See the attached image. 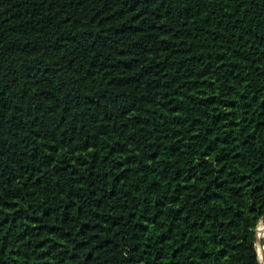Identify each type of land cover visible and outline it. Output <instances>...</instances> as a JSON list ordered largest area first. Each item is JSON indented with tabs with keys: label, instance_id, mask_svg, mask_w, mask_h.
Listing matches in <instances>:
<instances>
[{
	"label": "trees",
	"instance_id": "1",
	"mask_svg": "<svg viewBox=\"0 0 264 264\" xmlns=\"http://www.w3.org/2000/svg\"><path fill=\"white\" fill-rule=\"evenodd\" d=\"M264 0H0V264H262Z\"/></svg>",
	"mask_w": 264,
	"mask_h": 264
},
{
	"label": "rangeland",
	"instance_id": "2",
	"mask_svg": "<svg viewBox=\"0 0 264 264\" xmlns=\"http://www.w3.org/2000/svg\"><path fill=\"white\" fill-rule=\"evenodd\" d=\"M257 248L259 253V258L262 264H264V217L260 221L257 227Z\"/></svg>",
	"mask_w": 264,
	"mask_h": 264
}]
</instances>
